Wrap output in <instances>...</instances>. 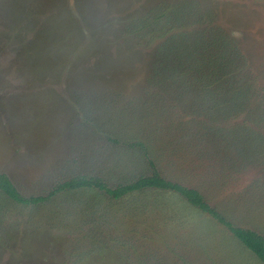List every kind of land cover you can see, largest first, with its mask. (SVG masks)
Here are the masks:
<instances>
[{
  "label": "rangeland",
  "instance_id": "374dc122",
  "mask_svg": "<svg viewBox=\"0 0 264 264\" xmlns=\"http://www.w3.org/2000/svg\"><path fill=\"white\" fill-rule=\"evenodd\" d=\"M107 1L0 0V173L26 197H47L72 178L113 188L151 175V159L163 178L199 190L234 226L264 237V147L256 159L240 158L236 139L223 137L232 127L219 133L222 122L202 111L190 117L194 95L174 101L157 81L147 89L139 63L104 54L82 61L102 42ZM148 1L126 6L140 15ZM216 2L220 26L234 33L253 73L264 69V0ZM252 106L264 115V100ZM134 141L149 156L127 145ZM7 201L0 194V264H264L172 191L114 200L93 187L41 203Z\"/></svg>",
  "mask_w": 264,
  "mask_h": 264
},
{
  "label": "trees",
  "instance_id": "16d2710c",
  "mask_svg": "<svg viewBox=\"0 0 264 264\" xmlns=\"http://www.w3.org/2000/svg\"><path fill=\"white\" fill-rule=\"evenodd\" d=\"M154 1L149 0V10L144 8L145 12L140 15L138 10L129 11L128 0L102 3L105 9L102 10V23L98 25L102 42L87 47L82 61L104 54L107 61L124 58L134 65L139 63L137 66L147 74V89L157 81L162 86L167 85L162 88L174 101L178 96L194 95V99H188L193 110L190 117L202 116V111L210 117L211 123L222 122L219 133L232 127L228 133L224 131L223 137L236 139L240 158L254 156L256 159L264 147V133L255 131L253 126L264 124V115L252 105L264 100V69L255 71L259 75H254L251 59L240 49L241 43L237 42L234 33L220 26V8L216 0ZM116 64L129 66L124 62ZM200 83H203L202 87H197ZM196 88L201 90L200 98ZM251 107L255 113H250ZM242 114V123L239 120L234 123V119ZM200 124L203 128V123ZM127 145L141 149L149 156L150 151L143 141L128 142ZM149 163L153 169L151 175H141L128 183L110 188L99 179L77 177L58 184L47 197H26L5 173H0V194L8 198L9 204L28 205L81 188H98L114 200L151 189L176 192L229 228L264 263L262 235L234 226L205 200L199 190L163 178L154 161L150 159Z\"/></svg>",
  "mask_w": 264,
  "mask_h": 264
}]
</instances>
